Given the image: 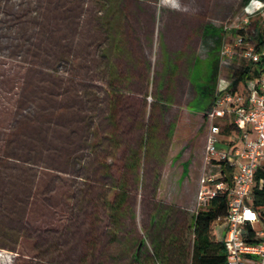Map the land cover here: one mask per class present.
Segmentation results:
<instances>
[{"label":"rangeland","instance_id":"rangeland-1","mask_svg":"<svg viewBox=\"0 0 264 264\" xmlns=\"http://www.w3.org/2000/svg\"><path fill=\"white\" fill-rule=\"evenodd\" d=\"M107 3V0H0V22L3 28L7 24L4 22L17 15L24 18L21 21L24 22L23 25L26 22L22 30H18L23 39H27L36 31L34 29L36 27L30 24L31 20L40 25L42 23L44 32L50 31V36L45 34L47 31L42 40L33 41L38 45L42 41L40 52L39 48L35 49V45L26 47V44L25 47L28 49L24 47L23 50L27 52L17 57L13 56L11 41L0 40V156L6 150L5 138L8 130L17 127L12 121L15 117H19V113H21L20 117L23 116V120L20 121L22 124L19 126L22 135L20 134L17 142H12L11 145L16 152L18 149L27 152L32 148L33 157L40 159L50 158V156L53 158V152L61 149L62 138L66 134L62 125L68 124L63 117L65 114H70V110L64 112L60 109L59 118L57 117L60 125H54V127H51V123L47 121L51 117L49 110L56 109L58 106H77L81 101L76 94L79 89L88 91L89 88L86 89V87L94 89L93 86L98 84L102 72L98 66L99 63L91 59L96 56V51L88 50L85 45L86 36L89 35L91 39L100 36V32L96 29L98 27L96 18L100 17L101 13L104 17L105 11H108L107 8L114 6L115 16L121 18L123 42L126 43L124 44L126 51L119 57L120 60L117 57L122 63L121 68L125 63H129L133 65L128 67L136 71L138 66L144 65L146 59L142 61L139 58L140 46L146 56L151 51V56L147 59L152 64L150 92L146 98L138 99L128 95L123 100L117 99L114 111L117 113L120 105L125 109L124 114L122 113L124 121L122 119L121 122V128L124 131L131 126L130 109L137 107L145 114L140 116L145 130L143 141L139 137H133L134 134L127 131L123 144L126 142L128 147L133 149L136 144H139L138 153L141 158L144 157L145 169L157 164L166 165L171 158L178 160L189 155L190 161L198 166L201 165V178L204 168L199 162L204 157L208 132L206 113L214 102L215 93L210 96L206 108L199 113L189 111L188 105L194 103L191 99L178 100L181 104H174L175 99L164 96L163 92L158 96L153 94L155 91L160 92L168 87L170 90L173 86L172 78H168V74L173 69L174 58L173 54L165 49H159V46L157 48V41L152 43L147 34L153 27L156 40L159 32L167 27L170 11L175 6L178 10L193 13L195 17L193 21L196 23L200 21L199 30L204 25L218 30L216 36L208 35L204 39L199 48V54L208 56L211 49H216L219 55L222 45L232 42L235 35L234 31L226 28L243 22L246 1L111 0L108 7ZM18 6L21 10H18ZM82 6L83 10L82 8L80 10ZM77 15H79V22L74 28L72 17ZM263 24L264 16L262 15L249 18L248 34L254 37ZM4 32L6 33L7 30L3 29L0 34ZM64 36L70 39L67 44L63 41ZM152 44L155 46L152 47ZM71 46L76 57L72 67L61 64L56 67L52 59L54 55L50 54L51 50L55 47L57 50H62L64 47ZM131 54L135 57L131 58ZM188 60L187 64L193 63L192 55ZM37 61L44 64L41 65L42 68L39 66V69H36V66L31 63ZM31 65L35 67V72H30L28 69ZM244 65L245 61L241 57H237L234 64L227 65L228 78H232L233 73L238 72ZM207 70V74H202L203 70L199 65L193 70L194 85L198 76L201 77L204 85L209 84L211 61ZM229 81L231 80L219 79L218 89L225 83L228 85ZM99 83L102 84V82ZM140 86V83H134L131 87L140 89ZM199 101L195 100V103ZM24 107L27 109L26 113L23 110H15V108ZM150 107L152 110L148 117ZM159 109L162 110L161 113ZM59 126H62V129L58 128ZM58 129L60 133L57 132ZM101 133L96 129L95 136L91 140V143L96 144L95 149H90L91 152L93 149L96 152L93 156L96 161L88 163L90 159L85 157L86 159L80 160V164L75 163L76 171L82 173V180L62 179L61 176L50 173L53 171L45 169L39 170L30 178H24V175L16 171L18 169L14 166V162L3 160L0 163V176H7L12 186L16 188V192L31 188L30 193L27 190L22 194L27 201L17 205L26 209L24 212L26 219L21 223L15 220L11 213L0 208V229H5L8 225L16 229L13 234L0 233V264H167L168 244L175 235L182 236L187 230L184 238L188 248H191L193 243L191 224L195 207L186 210L176 205V200L180 196L173 193L177 190L175 178L169 180L173 194H150L151 188L142 190L143 185L139 182L141 180H137L138 192L136 193L134 188L129 190L130 193L121 205L117 217H113L111 207L108 205L114 199H119V196L116 197L114 189L104 187V183L110 180L100 179V177L97 180L84 178L87 172L91 173V169L96 170L99 163L106 157L102 151L105 148V142ZM46 145L47 153L42 155L43 146L45 148ZM124 146L121 147L122 151H126ZM23 151L18 153L26 154ZM176 152H179L177 156ZM113 160L117 171L122 170L120 168L124 166L122 158L119 161L115 158ZM95 163L99 164L96 168ZM179 163L175 161L174 165ZM96 176L98 177L99 174L97 173ZM93 181H96L95 187L90 185ZM155 181L152 180V183ZM188 191L182 195V201L190 204L194 195L190 193V190ZM27 208L29 210L26 214ZM199 209L196 208L197 211ZM215 230L218 235L222 234V228L215 227Z\"/></svg>","mask_w":264,"mask_h":264},{"label":"crops","instance_id":"crops-1","mask_svg":"<svg viewBox=\"0 0 264 264\" xmlns=\"http://www.w3.org/2000/svg\"><path fill=\"white\" fill-rule=\"evenodd\" d=\"M173 7L174 9H172L169 14L170 20L166 24L167 27L159 32L157 39L155 40L153 27L149 29V32L147 34V36L149 35L152 43L153 41H157V48L159 46V49H165L170 54H173L174 58L172 62L173 69H171L170 73L168 74V78H172L173 86L170 88V90H168V87L166 88V90H161L160 92L155 91L153 94L158 96L161 92H163L165 93L164 96H169L170 98L175 99L174 104H181L178 103V100H183L185 98L191 99L194 103L188 105L189 111L199 113L206 108L210 96L214 95L213 93H215V96L217 95L219 90V79H227L233 82L236 76V72L233 73V76H231L232 78H228V72L226 70L228 66L236 62V59L227 66L221 63L216 49H211V51L209 50L210 52L208 53V56L200 55L199 48L202 45L204 39L208 35L214 34L216 36V34H218V30H215L208 25L202 26V28L199 30V27L201 25L200 21L198 20L197 23L193 21V19L195 18L193 16V13L178 10L175 8V6ZM109 18L112 19L113 27L111 29H105L109 30L108 40H110L111 45L108 49V53H106L104 59L101 62L95 59V61L99 63L98 66L100 67L102 72V77L99 80V82H102V84L98 82V84L93 86L94 89L91 87H86V89L89 88L88 91L79 89V92H77L76 94L79 95V99H81L80 103L77 106H65V109L63 110L64 112L70 110V114H65L66 122L72 123L73 125L76 124L77 126L79 125V128L83 129H85L87 125V130L89 131V137L87 139V158L90 159L88 163H91V161H96L93 157L96 155V152L94 151L96 144H94L93 142L91 143V140L95 136L94 134L96 132V129L102 132L101 137L104 138L106 146L104 145L105 148L102 149V151H104V155L106 157L104 156L105 158L99 163L100 165L98 163H95V168L97 167V165H99L97 169H91V173L87 172L84 178L87 180H97L99 177L100 179L104 180L109 179L110 181H106L104 183V187L114 189L115 195H127L130 193L129 190H132L133 188V190L137 193L139 189L136 186L139 182L141 183V185H143L142 190L148 187L151 188L152 192L150 191V194H171L172 188L170 187L169 180L175 178V188L177 190H174L173 193L180 196V198L176 200V205L179 207H184V209L186 210L194 206V211L195 213H197L196 208H199L197 206V196L200 189L199 180L201 165L198 166L195 162L190 161V156L188 155V157L178 158V160H173L171 158V160H169L166 165L157 164L156 166L148 167L145 169L144 157L141 158V155H139L138 153L139 144H136V147L134 149L128 147L126 142H124L123 144L124 135L127 133V131L133 133V137H139L140 140L142 139L143 141L145 130L143 119L140 116L145 114L143 111L138 110L137 107L135 109H128L129 115L132 116L130 118L131 126L130 129H128L127 131L125 129L124 131V129L121 128V122L122 119L124 121V116H122V113L125 109H123L120 105L117 109V113L114 111V109L116 108L117 99L123 100L128 97V95H132L138 99L146 98L147 94L150 92L149 89L151 83L150 72L152 64L149 59H147L150 58L151 51H149V54L146 56L140 46V49L138 51V53H140L139 58L142 61L146 59V64L144 63V65L138 66V69L135 71L128 67L129 63H125L123 65V68H125V70H123V68H121L122 63L118 61V59L120 60L119 57H121V55L126 51V45L124 46V44L126 43L123 42L124 32L121 28V18H117L115 16V12L111 13ZM154 46L155 45L152 44V47ZM128 53L129 52L127 50V55ZM191 55L193 63H188V65L187 62L189 61L188 59L191 57ZM133 57H135L134 54H131V58ZM137 59L138 57L136 56V60ZM209 61H211L212 65V70L210 72L211 80L209 84L204 85L201 77L198 76L196 78V82H194V85L192 81L193 70H195V68L199 65L202 67V74H207ZM247 64L248 62L245 61V65ZM152 69H154L155 71L154 67ZM218 72H220V75L215 81ZM134 83H140V89H133L131 86ZM242 85L243 84H238L237 86H235L233 84V86L237 88H240V86ZM111 100H115V102L110 103ZM195 100L200 101L195 103ZM151 110L152 109L150 107L149 112L147 111L148 117L151 114ZM159 111L160 113L162 112V110L160 109ZM101 115L102 117H100ZM136 124L138 125V127ZM122 126L124 127L123 124ZM123 145H125L124 147L126 151L121 150V147ZM91 148H94L92 152L90 150ZM128 148L130 150H128ZM178 153L179 152H176L175 155L177 156ZM114 158L117 161L122 158V160L124 161V166L120 167L122 170L117 171L116 164L113 160ZM175 161H179L180 163L174 165ZM199 163L203 164L204 166L202 158L201 162ZM100 168H104V170L101 171ZM50 173H53L56 176H61L62 179L66 180L83 179L82 173L71 174L62 171H53ZM97 173L99 174L98 177L96 176ZM44 174L48 173L44 172ZM137 180L141 181L138 182ZM152 180L156 181L152 183ZM90 185L92 187H95L96 181L90 182ZM154 189H156V191ZM188 190H190V193L194 195V198L192 199V202L190 204L184 203L182 201V195H184ZM28 210L29 209L27 208L26 214ZM25 219L26 217L24 214L21 220L15 218V220H19V223H21ZM19 227L21 228V225ZM15 232V227H10V225H8V227L5 226V229H0L1 234H13Z\"/></svg>","mask_w":264,"mask_h":264},{"label":"built area","instance_id":"built-area-1","mask_svg":"<svg viewBox=\"0 0 264 264\" xmlns=\"http://www.w3.org/2000/svg\"><path fill=\"white\" fill-rule=\"evenodd\" d=\"M244 15L240 25L226 28L235 35L222 45L219 57L225 65L237 57L260 64L259 75L251 72L240 88L232 81L220 86L206 113L208 132L197 206L205 207L226 194L227 211L218 218L226 226L225 264H264V199L259 207L255 204V189L264 190V46H258L247 30L249 18L264 16V0H248ZM224 167L230 168V182Z\"/></svg>","mask_w":264,"mask_h":264},{"label":"trees","instance_id":"trees-1","mask_svg":"<svg viewBox=\"0 0 264 264\" xmlns=\"http://www.w3.org/2000/svg\"><path fill=\"white\" fill-rule=\"evenodd\" d=\"M111 0H107V7L109 5V2ZM248 1V0H244ZM21 10L20 6H18ZM83 10V6L80 7V10ZM114 6L111 8H107L108 11H105V16L103 17V14L101 13L100 17H97L96 20H98L96 29L100 32V36L92 37L90 38L89 35L86 36V47H88V50L91 51L94 49V52L96 51V56L91 57V59H96L99 62H101L106 53H108V49L111 45L109 38V30L105 28H112L113 23L112 19L109 18L110 14L114 11ZM103 11V10H102ZM101 11V12H102ZM3 13H6V11H3ZM114 13V12H113ZM112 18V17H111ZM22 19L20 16L14 15V18L11 20H7L4 23H7L6 26L3 28L0 26V31H3V29L7 30V32L0 34V40L2 39H8L11 41L10 47L13 48V56L17 57L18 55L21 56L23 52H27V50H23L25 47H31L32 45H35V49L39 48V52L41 50L40 44L38 45L36 42L33 41H39L42 40L44 33L47 31H43V24L41 25L39 23L30 21V24L36 28V31L30 35L27 39H23L21 36V33H18V30H22V26L25 25L24 22H21ZM74 28L77 26L79 22V15L72 17ZM51 28V27H50ZM48 31L47 36L49 35ZM50 36V35H49ZM255 39L258 42V46H264V24L261 25L258 30L256 31ZM16 41V43H15ZM27 41V42H26ZM63 41L67 44L70 39L63 37ZM33 42V43H32ZM37 45V46H36ZM39 46V47H38ZM66 46V45H65ZM25 47V48H26ZM28 49V48H26ZM30 49V48H29ZM51 55L53 56V60L56 63V67L58 64L65 65V66H71L73 65L76 57L73 51L72 46L69 48L64 47L62 50H57L55 47L54 50H51ZM40 56V54H39ZM36 66V69H39V66L42 68L41 65H44L42 63L37 62H31ZM31 65V67H28L30 72H35V67ZM56 69V68H54ZM259 69L260 64L255 63H248L247 65H244L242 68L239 69L238 72H236L235 79L233 80V84L237 86L238 84H244L245 81L252 77L250 74L252 72L253 76L259 75ZM51 96V95H49ZM42 101V99H40ZM60 109H65L64 106H58L56 109H50L49 112L51 113L50 120H47L49 123H51V127H54V125H60V122L58 121L59 115H60ZM15 110H23V112L26 113L27 109L24 108H15ZM16 114V113H15ZM15 117V120L13 119L12 123L17 126L16 128L12 127L7 128L8 134H6V140H5V148L6 150L2 153L0 156V163L3 162V160H7L9 162H14V166L18 169L16 170L21 175H24V178H30L33 175H36L39 170H48V171H62V172H68L71 174L79 173L75 169V163L80 164V160L86 159L85 157H88L87 155V142L89 137V131L87 130V125L85 129L79 128V125L76 124L73 125L72 123L63 124V130L65 131V136H63L62 140V147L61 149H57V152H53L52 155L53 158L50 156V158H40L37 159L33 157V150L32 148L28 149L27 152L22 149H18L17 151H23L26 154H20L16 152L12 145L13 143H16L18 138H20L21 134V127L19 126L22 124L20 122L23 120V116ZM15 116V115H14ZM26 116V115H25ZM55 116V119H54ZM58 117V118H57ZM57 118V121H56ZM65 119V115L63 117ZM17 124V125H16ZM13 126V125H12ZM62 126H59L58 128L62 129ZM58 133L61 131L58 129ZM22 135V134H21ZM15 147V146H14ZM43 154L47 153V145L43 146ZM42 151V150H41ZM56 153V154H55ZM60 164V165H59ZM1 165V164H0ZM3 166V165H2ZM21 169H20V168ZM223 170L226 172L227 177L225 178L227 181H231V174H230V168L224 167ZM17 185V184H15ZM18 186V185H17ZM9 189V190H8ZM31 188H26L23 192H16V188L12 186V182H10V179L7 176H0V200H1V208L3 211H8L11 213L12 216H14L16 219L21 220L23 218V214L25 212L24 207H17V205H21L25 203L27 200L26 198L22 197L24 192L30 193ZM20 191V190H19ZM255 193L257 195L255 204L256 207H259L261 204V201L264 199V190H257L255 189ZM119 196V199H114L111 203L109 202V207H111V213L113 217H117L121 205L125 202V199L127 197L126 194H117L116 197ZM227 211V195L226 194H220L216 196L215 198L211 199L209 202H207V205L205 207L200 208L197 213L194 215L191 229H192V235H193V243L191 248H188L187 243L185 242L184 236L187 235V231L185 233L183 232V235H175L170 243L168 244V252H167V264H225L226 262V253L224 249V236L226 231V226L222 221H218V218L221 216H224ZM14 214V215H13ZM13 219V218H12ZM215 227L222 228V234L218 235V233L215 230ZM137 258V255H136ZM158 260V259H157ZM163 262V261H162Z\"/></svg>","mask_w":264,"mask_h":264}]
</instances>
